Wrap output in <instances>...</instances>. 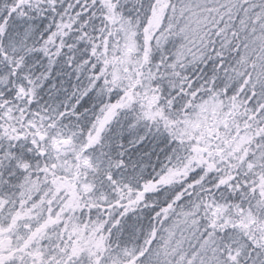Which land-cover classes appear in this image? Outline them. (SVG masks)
<instances>
[{
	"label": "snow or ice",
	"instance_id": "obj_1",
	"mask_svg": "<svg viewBox=\"0 0 264 264\" xmlns=\"http://www.w3.org/2000/svg\"><path fill=\"white\" fill-rule=\"evenodd\" d=\"M0 264H264V0H0Z\"/></svg>",
	"mask_w": 264,
	"mask_h": 264
}]
</instances>
